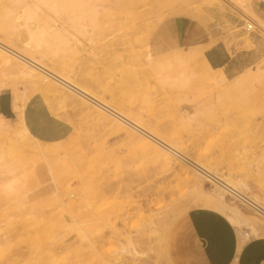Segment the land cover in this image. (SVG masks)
Masks as SVG:
<instances>
[{
	"label": "rangeland",
	"instance_id": "rangeland-1",
	"mask_svg": "<svg viewBox=\"0 0 264 264\" xmlns=\"http://www.w3.org/2000/svg\"><path fill=\"white\" fill-rule=\"evenodd\" d=\"M77 1L96 16L81 18ZM256 2L0 0V43L73 79L76 87L264 206V81L244 84L241 96L225 95L215 72L197 55L217 41L245 50H253L256 39L264 42ZM23 7L35 10L37 20L26 25L43 31L31 54L23 49L29 42L26 25L11 22ZM248 23L255 26L252 33L245 31ZM51 29L65 33L61 39L67 43ZM216 30L224 38L215 39ZM46 35L59 39L60 47L55 40L46 43ZM204 36L207 44L198 45ZM187 64L200 70L190 75ZM254 70L264 73V56L240 74ZM39 74L0 71V92L21 97V120L15 113L5 123L7 132L0 133V264H169L171 224L188 212L210 210L189 197L182 170L192 175L195 169L168 153L171 165H165L150 148L164 152L159 145L67 88L38 84L45 76ZM184 74L189 80L182 81ZM28 108L50 134L36 137L40 146L25 138L31 134L23 117ZM202 185L211 186L204 179ZM237 206L264 228L252 209ZM232 226L240 241L264 239L261 231ZM125 245L143 256L124 255Z\"/></svg>",
	"mask_w": 264,
	"mask_h": 264
},
{
	"label": "bare ground",
	"instance_id": "bare-ground-1",
	"mask_svg": "<svg viewBox=\"0 0 264 264\" xmlns=\"http://www.w3.org/2000/svg\"><path fill=\"white\" fill-rule=\"evenodd\" d=\"M37 1L45 4L49 0H37ZM52 1L54 3V0H52ZM74 4H75V1H74ZM76 4H77L78 8H76L75 10L78 11L77 9H79V13L81 15V18L83 16H93L94 15L95 11L92 10L93 8L92 9L90 8L91 6L90 7L87 6L86 9H84V6H86V5L83 1H77ZM51 5H52V3H51ZM72 6H74V5L72 4ZM24 8L25 7H23V10H20L15 15V17L13 18V21H11V22H13L14 25H16L19 22H21L23 25L24 24L26 25L29 21H32L36 17L35 12H34L35 10H31L29 8L24 9ZM73 8L74 7H72V9ZM33 9H34V7H33ZM94 16H96V14ZM77 17L78 16H76L75 18H77ZM35 20H36V18H35ZM74 22H75V20H74ZM33 26L32 25L29 26V24L25 26L27 35L29 37V42L25 43V46L23 47V49L28 54H31V50H32L31 45L33 43L39 44L40 42H42V40L40 39L41 38L40 35L43 32L42 29H36L35 30V26L34 27ZM41 27H42V25H41ZM51 31H52L53 37L55 35L58 38H60L61 42L63 41L65 43V40H62V39H64V38H62V35L65 33L60 34L56 29H51ZM52 34H50V35H52ZM46 36H47V38L45 37L46 39L43 38L46 43H47V41H46L47 39H50L49 41L55 40V42H57L56 44L59 45V46H57V45H55V46L60 47V43H58L59 39L56 40L57 38L56 39L53 38V40H52L51 36H49V38H48V35H46ZM49 43L51 44V42H49ZM62 43H61V45H62ZM63 47H64V45H63ZM36 50H37V48H36ZM197 55H198V58L201 60L202 65L206 69H208L209 71L215 72V79H218L221 82V84L223 85L221 87L220 91H221V93H224L225 95L241 96L242 93H244V91H242L244 84L251 83V82L259 83L261 81H264V73L260 70H254V71L247 72L246 75H244V76L241 75L238 80L234 81L231 84H228V83H226L224 75L219 70H212L210 68V66L207 64V62L203 58V53L201 51H198ZM30 57L31 58H27L21 54H18L17 52L13 51L11 48L6 46L5 44L0 43V71L4 75L9 73V74L20 75V76L25 75V76H29V77H32V76L38 77V75H40L39 73H42L45 76H42V79H40L41 81L37 82L38 84L42 85L43 83H47V85H48L49 83H54V84L56 83L57 85H60L62 87L67 88L70 92H74L75 94L79 95L80 97L85 99V101H89L90 103H92V105L100 108L101 111L103 109V111H105L107 114H109L112 117L128 124L130 126V128L134 129L135 131L136 130L139 131L142 134V136H144L148 140L152 141L153 143H155L161 147V150H163L164 152H159L158 150H156L155 148L150 146L153 153L157 157H160L163 160L165 165H169V166L171 165V161L167 158V156L165 154V153H168V154H172L173 156L177 157L178 159L183 160L184 162H186L187 164H189L190 166H192L195 169V171L197 172L198 175L196 174V172H194L193 169L192 170L194 173L193 172L192 173L194 175L193 174L191 175L190 172H188L186 170H182L183 174H184V180L189 185V197H190V199H192V201H194L195 204H199L201 206H204L207 209H211L212 211L214 210V211L221 213L224 217H226V219L232 225H236L237 227L243 226L245 228L250 227L253 232L261 231V234L262 233L264 234V228L263 227L261 228V226L258 222H256L255 220H253L252 218H250L246 214H244L242 212V210L237 206V204H238V205H241L243 207H246V208L248 207V208L252 209L254 214L259 219H262L264 221V206L262 204H260L255 198L249 196L244 191L245 190L244 188H243L244 189L243 190L242 188H239L237 185L233 184L232 182H230L228 180H224L221 177H219L218 175L210 172V170L204 168L202 165L198 164L197 162L190 160L188 157L184 156L183 154L178 152L173 147H170L169 145L164 143L162 140L159 139V137H157V135L144 130L143 128L138 126L133 121H130L129 119H127L119 111L112 110L109 106H107V105L103 104L102 102L98 101L97 99L93 98L91 95H89L83 89H80V88L76 87L75 85H73L72 83H74V82L72 81L73 79L71 77L70 78L72 80H70L66 77H63L59 74H55L52 71L47 70L44 67H42L40 64H38L35 61V58H33L31 55H30ZM14 60H16V61L20 60V62H22L24 65L31 67L34 70H31V69L19 64L18 62H15ZM183 64L185 66V63H182L181 65H183ZM187 66L192 67L193 72L189 71L190 75H194V74L198 73L196 71L200 70L199 68H196V67L193 68V65L187 64ZM34 71H36L38 74H35ZM58 72H60V71H58ZM188 74L187 75L184 74V78H183L184 80H182V81L189 80L190 76ZM0 84H2V82H0ZM20 98L21 97L18 95L14 96L12 108L18 114L19 119L21 120V113H20L19 105H18ZM6 122L7 121L0 115V133L7 132V127L5 126ZM25 138L30 139L36 145L40 146V141H38L31 134H28ZM139 140H142V139L139 138ZM142 142H143V145L149 146L146 142H144V140H142ZM44 160H46V158H44ZM203 179H204L205 183L211 184L210 189L207 190V188L205 189L203 187V185H202ZM86 206H88V204ZM151 225H152V223H150V222L147 223V225H146L147 231L150 230V232H151V229H150ZM258 227H260L261 229H258ZM253 237H255V234ZM122 253L124 255L132 258V259H136L137 257H139L141 255L143 256V253L137 251L134 247H132L130 245L122 246Z\"/></svg>",
	"mask_w": 264,
	"mask_h": 264
},
{
	"label": "crops",
	"instance_id": "crops-1",
	"mask_svg": "<svg viewBox=\"0 0 264 264\" xmlns=\"http://www.w3.org/2000/svg\"><path fill=\"white\" fill-rule=\"evenodd\" d=\"M255 8L264 20V1L257 0ZM212 36L224 38L217 30ZM186 39L189 41L190 37ZM226 40L232 42L229 37ZM207 42L208 37L204 36L197 43L204 46ZM254 46L253 50H245L235 43L226 47L223 41H217L204 49L203 58L212 70H219L227 80H232L264 56V42L256 39ZM12 107L13 98L7 92H0V115L7 122L15 118ZM23 117L26 128L35 138L49 134L42 131L34 110L23 109ZM171 225L166 239L169 264H264V239L240 241L237 230L217 211L188 212Z\"/></svg>",
	"mask_w": 264,
	"mask_h": 264
},
{
	"label": "built area",
	"instance_id": "built-area-1",
	"mask_svg": "<svg viewBox=\"0 0 264 264\" xmlns=\"http://www.w3.org/2000/svg\"><path fill=\"white\" fill-rule=\"evenodd\" d=\"M254 24H252V23H248V24H246V26H245V31L246 32H249V33H252L253 32V30H254Z\"/></svg>",
	"mask_w": 264,
	"mask_h": 264
}]
</instances>
